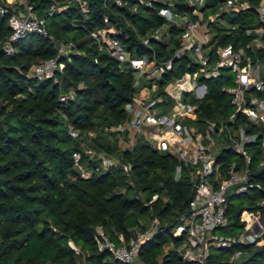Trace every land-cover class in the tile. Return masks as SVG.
<instances>
[{
    "label": "trees",
    "instance_id": "1",
    "mask_svg": "<svg viewBox=\"0 0 264 264\" xmlns=\"http://www.w3.org/2000/svg\"><path fill=\"white\" fill-rule=\"evenodd\" d=\"M54 1L65 2L27 0L33 12L45 19L48 36L30 33L19 38L11 54L2 50L11 30L7 15H0V264H125L107 248L99 249L98 242L105 237L119 246L121 240L127 242L136 232H144L147 225L142 219L151 218L157 219L158 226L141 245L139 257L147 264H188L178 250L186 237L173 236L172 230L189 210L194 185L185 168L175 179L177 159L154 149L142 135L136 136L132 148L120 149L118 132L108 128L127 118L125 105L138 91L135 71L129 62H119L98 49L90 34L106 27V16L113 36L131 58L145 56L157 64L171 60V68L151 81L157 84L156 96H162L156 106L166 112L173 101L164 86L197 72L200 64L187 51L175 56L182 47L183 28L167 21L159 10L170 8L176 16L207 23L211 37L203 50L209 66L218 61L217 49L231 44L243 49L250 61L258 60L264 70V49L251 45L258 38L254 30L260 27L256 7L261 0H247L246 9L222 12V26L208 20L222 0L198 5L201 16L194 13L197 7L189 0H122L121 5L85 0L84 13L71 3L48 15ZM161 29L166 33L160 38L151 36ZM145 38L147 44L142 42ZM60 41L74 44L69 53L58 55L62 69L53 78H31L34 64L57 56ZM220 70L216 77H199L206 85L202 99L190 97L197 104L198 122L221 123L233 111L230 94L222 88H229L234 77L225 74V68ZM62 94L70 98L60 101ZM258 95L264 97V91ZM70 127L79 132L78 137L69 135ZM84 145L116 155L119 164L100 169V160L84 152ZM249 151L252 176L260 187L227 196L229 223L220 229L225 235L242 232L244 210L258 211L264 219V166H259L258 148ZM74 152L80 153V164L90 171L89 177L81 176ZM233 156L239 160L228 150L224 162ZM124 163L131 165L128 175L122 169ZM235 198L240 203L233 202ZM258 239L264 240V232ZM237 248L242 254L235 264H264V242L215 248L220 254L210 253L208 264H229L228 257Z\"/></svg>",
    "mask_w": 264,
    "mask_h": 264
},
{
    "label": "built area",
    "instance_id": "2",
    "mask_svg": "<svg viewBox=\"0 0 264 264\" xmlns=\"http://www.w3.org/2000/svg\"><path fill=\"white\" fill-rule=\"evenodd\" d=\"M17 1L23 4L22 0ZM17 1L0 0V15H7L11 30L8 40L2 45V50L6 54L13 53L14 41L30 33L48 36L45 19L36 15L28 2L24 4L23 11L13 8L12 4H17ZM111 1L116 5L122 4V0ZM200 2V0H189L192 6L197 3L199 5ZM71 3L77 5L81 12L87 11L85 0H65L63 4L54 1L47 14L52 15L56 11H61ZM147 5H149L148 2ZM247 6L248 1L241 0L236 7H231V11L246 9ZM256 13L260 28L256 33L258 38L254 39L251 45L253 46V43L258 41L260 46L253 47L264 49V0H261L256 7ZM159 14L167 21H172L176 17V13L170 8L160 9ZM103 21L107 24L106 27L91 32L90 37L98 49L106 51L119 62H129L130 67L135 71L134 86L136 88L139 79L146 77L147 70L143 69L144 66L151 65L153 69L150 71L156 74L153 78H158L164 69L171 68V60L157 64L154 61L149 62L145 56L131 58L121 42L113 36L114 29L108 26L106 16ZM195 23L198 22L190 21L189 31H193ZM142 42L147 44L148 38L143 39ZM207 42L208 39L203 34V38L198 41L191 39L184 47V51H188L191 59L200 64V70L192 74L186 73L164 86L166 96L173 101L166 112H162L156 106L162 101V96L144 102L145 98H139L137 96L139 91H137L133 100L125 105L126 120L114 127L117 132L127 133V136L130 134L136 136L137 133L145 136L143 132L149 128L147 133L151 146L158 151L173 155L179 162L174 171L175 179L181 176L183 168L186 169L188 178L194 185V193L189 201L188 212L181 216L179 223L172 230V235H185L186 240L178 250L181 251L182 258L188 264H208L212 248H230L235 243L261 245L264 242L258 239L261 235L258 236L255 232L256 222L264 220L258 211H242L240 221L244 223V227L238 235L222 237L214 233L216 229H224L228 226L227 196L260 187L252 176L250 169L252 156L249 149L255 146L258 148L260 151L259 166H264V97L258 95V92L264 91V70L258 60L250 61L243 49H235L231 44L219 47L217 49L218 61L214 66H209L208 57L203 50ZM56 46L57 56L34 64L29 72L31 78L36 80L53 78L56 71L62 69V64H59L57 60L58 55L69 53L74 44L60 41ZM178 51L175 54L176 57L184 52ZM221 68L229 69L227 71H231L234 75V84L229 88H222L230 94L233 111L221 123L211 120L198 122L197 104L191 102L190 97L196 100L202 99L206 94V85L199 80V77H216ZM149 87L156 92V83L150 84ZM68 98H70L69 95L62 94L59 100L67 101ZM68 132L73 138L79 135V132L71 127ZM135 136L126 139L128 144L123 149L132 148ZM224 142L228 145L219 146ZM228 150L235 153L239 160L230 158L225 163L224 156ZM72 157L75 166L81 171V176L89 177L82 171L80 153L74 152ZM99 160L100 164L106 168L116 165L113 160L105 156H100ZM122 169L128 175L131 165L124 163ZM155 198L156 196H153L152 200ZM156 221L157 219L154 218L153 222ZM98 232L102 235L100 231ZM148 237L150 234L143 236L138 233L127 242L121 240L119 246L104 237L103 242H98V247L99 249L107 248L112 257L122 263L147 264L138 257L139 249ZM241 254L240 248L231 252L228 263L235 264Z\"/></svg>",
    "mask_w": 264,
    "mask_h": 264
},
{
    "label": "rangeland",
    "instance_id": "3",
    "mask_svg": "<svg viewBox=\"0 0 264 264\" xmlns=\"http://www.w3.org/2000/svg\"><path fill=\"white\" fill-rule=\"evenodd\" d=\"M12 1V0H11ZM17 1V0H16ZM23 1V4L22 3H19L18 1H17V4H12V7L13 8H16L17 10H20V11H23L24 10V4H27V0H22ZM201 2H200V4L199 5H201V4H203L204 3V1L205 0H200ZM240 1L241 0H222V3H220L219 5H218V7L216 8V11H215V13L214 14H212V15H210L209 17H208V20H210V21H214V22H217V23H219V24H221V26H222V24H224L222 21H221V19L219 18L220 17V15H221V13L222 12H232L231 11V7L232 6H237L239 3H240ZM192 6V5H191ZM195 7H197V9H195L194 10V13L195 14H198L199 16H201V13H200V11L198 10V3H197V5H195ZM175 24L174 25H176V26H180V27H182L183 28V37H182V47L180 48V50L178 51V52H182V51H184V47L185 46H187V42L189 41V40H191V39H193V40H200L201 38H203V34H205L206 35V38L209 40L210 39V37H211V32L208 30V27H207V23L206 22H198V23H195V24H193L194 25V29H193V31H189V29H190V27H189V25H190V21H189V19L187 18V16H176L175 18H174V20H172ZM164 31H165V33H166V30H163V29H161V30H155L153 33H152V35H154V36H156L157 38L156 39H158V38H160L162 35H163V33H164ZM259 32V31H258ZM151 35V36H152ZM254 45L253 46H255V47H259L260 46V43L257 41V42H254L253 43ZM188 52V51H187ZM262 66V65H261ZM143 69H145V70H147L146 72V85H145V87H142L143 86V82H144V80L142 79V78H140L139 79V84H138V86H137V88H138V90L140 89L141 90V93H139L137 96L139 97V98H145L143 101L144 102H148L149 100H151L152 98H154V97H157L156 96V92H153L151 89H150V84H152V83H154V82H151L152 81V79H154L153 77L154 76H156V74L155 73H152L150 70H152L153 68L151 67V65H146V66H144V68ZM224 73L225 74H230V75H232L233 77H234V75H233V73L231 72V71H224ZM234 79V78H233ZM233 82H234V80H233ZM233 82L231 83H228L227 84V86L228 87H231V85H233ZM148 83H149V85H148ZM143 89V90H142ZM162 98V97H161ZM232 110H233V107H232ZM148 129L149 128H147V129H145V131L143 132V134H145V136H143V139L148 143V144H150V137L148 136V133H147V131H148ZM108 130L110 131V132H114V131H116L115 129H114V127H110V128H108ZM130 134V133H129ZM224 134V133H223ZM124 135V133L123 132H118V134H117V138H118V145H119V147H120V149H123L124 147H126L127 146V142H126V139L128 140L129 138H130V136H135V135H133V134H130V136L128 135L126 138L123 136ZM137 135H138V133H137ZM136 135V136H137ZM139 135H142V133L141 134H139ZM225 135V134H224ZM136 136H135V138H136ZM223 138V137H222ZM135 141V140H134ZM134 141H133V143H134ZM227 142H224V144H220L219 146H221V145H225V146H227L228 144H226ZM151 145V144H150ZM83 148H84V152H86L90 157H93V158H96V159H99V157L100 156H105V157H107V158H109V159H111V160H113L114 162H115V164L116 165H118L119 164V160L117 159V157H116V155H106V154H104L103 152H100V151H97V150H95V149H93L92 147L90 148V147H88V146H83ZM233 159H236L234 156H233ZM100 169H102V170H105L106 169V167H104V166H102V165H100ZM82 171H83V173H85V174H88V175H90V171H88V170H86L85 168H82ZM232 201L233 202H239L240 203V200H238V199H232ZM153 219L154 218H151V219H142V222L144 223V224H146L147 225V228H146V230L144 231V232H140V231H138V232H136V234H143V236H146V235H148V234H150V236H152V234L154 233V229L156 228V226H158L157 224H158V221H156V222H153ZM255 232H257V234H258V236H260L263 232H264V224H263V222H256V224H255ZM214 233L216 234V235H218V236H222V237H225V236H227V235H225V233L222 231V230H220V229H216L215 231H214ZM261 244H263V243H261ZM71 246L75 249V250H78V248L74 245V244H71ZM166 249V248H165ZM165 249L162 251V253L165 251ZM211 254H213V255H219L220 254V251L218 250V249H215V248H212L211 249ZM161 255V253L159 254V256ZM158 256V257H159ZM138 259L139 260H142L143 261V259L142 258H140V257H138ZM144 262V261H143Z\"/></svg>",
    "mask_w": 264,
    "mask_h": 264
},
{
    "label": "crops",
    "instance_id": "4",
    "mask_svg": "<svg viewBox=\"0 0 264 264\" xmlns=\"http://www.w3.org/2000/svg\"><path fill=\"white\" fill-rule=\"evenodd\" d=\"M259 28H260V27H259ZM259 28H257V29H255V30H254V31H255V33H257V30H259ZM142 79L144 80V82H143V86H142V87H145V85H146L145 83H146V79H147V78H146V77H143ZM144 84H145V85H144ZM142 90H143V89H142ZM138 91H139L138 93H140V92H141V90H140V89H139Z\"/></svg>",
    "mask_w": 264,
    "mask_h": 264
},
{
    "label": "water",
    "instance_id": "5",
    "mask_svg": "<svg viewBox=\"0 0 264 264\" xmlns=\"http://www.w3.org/2000/svg\"><path fill=\"white\" fill-rule=\"evenodd\" d=\"M226 70H229V69H226ZM263 224H264V220H263Z\"/></svg>",
    "mask_w": 264,
    "mask_h": 264
}]
</instances>
